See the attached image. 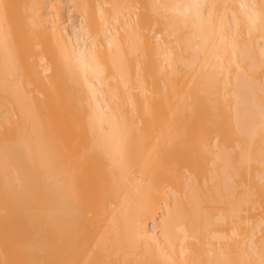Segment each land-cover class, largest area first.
<instances>
[{"label":"bare ground","instance_id":"6f19581e","mask_svg":"<svg viewBox=\"0 0 264 264\" xmlns=\"http://www.w3.org/2000/svg\"><path fill=\"white\" fill-rule=\"evenodd\" d=\"M0 264H264V0H0Z\"/></svg>","mask_w":264,"mask_h":264},{"label":"rangeland","instance_id":"374dc122","mask_svg":"<svg viewBox=\"0 0 264 264\" xmlns=\"http://www.w3.org/2000/svg\"><path fill=\"white\" fill-rule=\"evenodd\" d=\"M69 23H75V21L73 20L72 17L69 19ZM75 24H76V23H75Z\"/></svg>","mask_w":264,"mask_h":264}]
</instances>
